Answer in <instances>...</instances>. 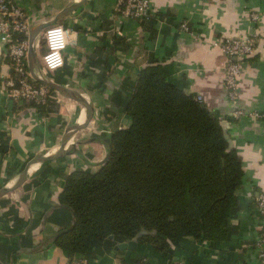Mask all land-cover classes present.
I'll return each instance as SVG.
<instances>
[{
    "label": "crops",
    "instance_id": "crops-1",
    "mask_svg": "<svg viewBox=\"0 0 264 264\" xmlns=\"http://www.w3.org/2000/svg\"><path fill=\"white\" fill-rule=\"evenodd\" d=\"M14 1L32 27L52 20L80 0ZM148 2L149 19L136 20L121 17L115 10L116 0H85L61 22L72 32L63 53L64 65L52 73L42 66V32L35 38V71L53 81L59 77V83L82 92L95 113L88 127L72 139L78 152L34 167L18 188L0 197V242L8 245L5 260L0 259L4 264H67L71 260L52 241L61 219L52 215L69 217L57 207L65 176L84 164L83 157L93 162L104 158L105 146L92 139L126 125L115 100L118 95L128 98L139 70L154 60L171 70V82L201 96L203 104L220 118L230 147L241 157L244 174L237 190L239 210L232 220L236 232L215 247L185 237L172 257L136 242L134 248H113L87 264H135L133 253L146 256L153 264H260L254 247L260 222L254 197L264 192V118L244 115L234 119L232 112L236 108L264 111V39L243 59L234 101L228 98L224 83L228 60L213 41L263 32L264 0ZM183 21L189 32L180 29ZM9 73L7 47L0 35V188L11 184L33 156L54 152L68 125L84 120L83 108L57 92L44 107L10 99L4 89ZM106 110L121 115L107 119Z\"/></svg>",
    "mask_w": 264,
    "mask_h": 264
},
{
    "label": "trees",
    "instance_id": "trees-1",
    "mask_svg": "<svg viewBox=\"0 0 264 264\" xmlns=\"http://www.w3.org/2000/svg\"><path fill=\"white\" fill-rule=\"evenodd\" d=\"M170 73L155 60L140 69L128 98L115 100L126 125L105 135L106 159L66 174L57 207L69 217L52 215L61 218L52 241L70 259L90 260L133 239L172 257L185 237L215 247L236 232L241 157L220 118ZM54 96L49 89L48 103ZM7 252L0 242L1 260ZM133 254L135 264H153Z\"/></svg>",
    "mask_w": 264,
    "mask_h": 264
},
{
    "label": "built area",
    "instance_id": "built-area-1",
    "mask_svg": "<svg viewBox=\"0 0 264 264\" xmlns=\"http://www.w3.org/2000/svg\"><path fill=\"white\" fill-rule=\"evenodd\" d=\"M116 12L123 18L147 20L150 17L148 0H116ZM256 21L257 15L251 14ZM180 29L189 32L186 21L180 24ZM72 30L62 23H56L43 29L45 51L41 56L42 66L47 73L55 72L64 65V51L70 42ZM30 22L23 9L14 0H0V35L7 47V58L10 73L4 79L6 95L13 100H28L37 106L48 103L49 88L33 80L27 68V52L29 47ZM263 38L264 31L257 35L244 37H224L213 41L227 58L224 71V83L227 96L231 101L236 99L237 77L241 74L243 59L251 55L257 41ZM201 101V96L196 97ZM264 118V111L252 110L245 112L236 108L232 118L241 116ZM254 205L260 217L258 237L254 242L256 256L260 264H264V192H258L254 197ZM67 264H87L84 258L71 259Z\"/></svg>",
    "mask_w": 264,
    "mask_h": 264
},
{
    "label": "water",
    "instance_id": "water-1",
    "mask_svg": "<svg viewBox=\"0 0 264 264\" xmlns=\"http://www.w3.org/2000/svg\"><path fill=\"white\" fill-rule=\"evenodd\" d=\"M85 0H80L79 2L68 6L67 8H64L60 12L56 14V16L46 22H42L40 24H37L35 26L30 27V33H29V47H28V52H27V67L28 71L30 73V76L33 78L34 81L41 83L45 86H47L49 89L54 90L55 92L70 98L77 102L83 109L85 110L86 118L84 122L82 123H73L68 125L59 142V145L57 149L50 153V154H38L30 158L27 163L25 164L24 168L21 170V172L17 175V177L13 180L11 184L8 186H4L0 188V197L5 195L8 192H11L18 188L26 179L29 173L33 170L34 167L48 162V161H53L60 159L70 153L78 152L74 146L75 143L72 142V139L74 138L75 134L88 127V125L92 122L93 117H94V107L93 104L89 99H87L82 92L78 91L77 89H74L73 87L58 83L56 81L51 80L50 78L43 76L41 74H38V72L35 71L34 64H35V53H34V42L35 38L39 35L40 32L43 31L44 28H46L49 25L56 24V23H61L67 16L70 15V13L74 10H76L81 4L84 3ZM125 127V126H124ZM107 136H101L100 139L98 136L96 138H93L92 140L94 141H108ZM80 154V153H79ZM81 155V154H80ZM83 157V156H82ZM107 157V152L104 156V159ZM85 161H88L86 157H83ZM101 160V161H102ZM136 245V240H128L126 242H120L118 243L114 249L120 248H134ZM0 264H4L0 260Z\"/></svg>",
    "mask_w": 264,
    "mask_h": 264
},
{
    "label": "bare ground",
    "instance_id": "bare-ground-1",
    "mask_svg": "<svg viewBox=\"0 0 264 264\" xmlns=\"http://www.w3.org/2000/svg\"><path fill=\"white\" fill-rule=\"evenodd\" d=\"M83 108V107H82ZM84 110V109H83ZM86 118V114H85V110L83 111V114H82V117H81V120H85ZM84 120L82 122H84ZM82 122H79V123H82Z\"/></svg>",
    "mask_w": 264,
    "mask_h": 264
},
{
    "label": "rangeland",
    "instance_id": "rangeland-1",
    "mask_svg": "<svg viewBox=\"0 0 264 264\" xmlns=\"http://www.w3.org/2000/svg\"><path fill=\"white\" fill-rule=\"evenodd\" d=\"M41 36H43V33H42V35ZM53 79H54V77H52ZM55 81L56 82H58L59 83V81H60V78L58 77V78H55ZM74 88V87H73ZM103 145L105 146V144L103 143ZM104 149H106V146L104 147Z\"/></svg>",
    "mask_w": 264,
    "mask_h": 264
}]
</instances>
